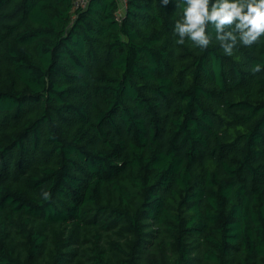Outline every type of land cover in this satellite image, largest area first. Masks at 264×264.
Here are the masks:
<instances>
[{"label":"trees","instance_id":"trees-1","mask_svg":"<svg viewBox=\"0 0 264 264\" xmlns=\"http://www.w3.org/2000/svg\"><path fill=\"white\" fill-rule=\"evenodd\" d=\"M178 3L0 0V264H264V38Z\"/></svg>","mask_w":264,"mask_h":264},{"label":"clouds","instance_id":"clouds-1","mask_svg":"<svg viewBox=\"0 0 264 264\" xmlns=\"http://www.w3.org/2000/svg\"><path fill=\"white\" fill-rule=\"evenodd\" d=\"M180 4L183 12L173 28L177 45L187 40L207 50L215 39L225 55L233 56L238 45L251 47L264 38V0H179L177 7ZM262 67L256 63L251 71L259 73Z\"/></svg>","mask_w":264,"mask_h":264},{"label":"built area","instance_id":"built-area-1","mask_svg":"<svg viewBox=\"0 0 264 264\" xmlns=\"http://www.w3.org/2000/svg\"><path fill=\"white\" fill-rule=\"evenodd\" d=\"M78 2H80L82 4H85L86 3V0H78Z\"/></svg>","mask_w":264,"mask_h":264}]
</instances>
